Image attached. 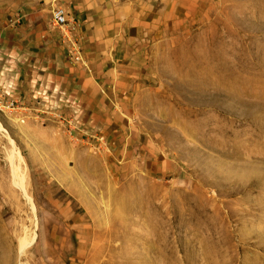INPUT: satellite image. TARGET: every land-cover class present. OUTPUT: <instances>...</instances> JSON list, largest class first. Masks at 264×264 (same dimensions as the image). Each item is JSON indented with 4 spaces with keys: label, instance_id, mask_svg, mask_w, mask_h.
<instances>
[{
    "label": "rangeland",
    "instance_id": "rangeland-1",
    "mask_svg": "<svg viewBox=\"0 0 264 264\" xmlns=\"http://www.w3.org/2000/svg\"><path fill=\"white\" fill-rule=\"evenodd\" d=\"M64 1L0 0V264H264V0H182L78 111Z\"/></svg>",
    "mask_w": 264,
    "mask_h": 264
},
{
    "label": "crops",
    "instance_id": "crops-1",
    "mask_svg": "<svg viewBox=\"0 0 264 264\" xmlns=\"http://www.w3.org/2000/svg\"><path fill=\"white\" fill-rule=\"evenodd\" d=\"M70 20L74 22V37L82 62L76 63L69 53L70 48L61 44L58 36L50 34L49 38L56 47L43 59L42 52L32 53L40 60L28 66L38 65L47 71L51 81L61 80L62 87L69 84L78 85L77 96L70 98V106L78 111L77 101L91 108L101 105H111L117 100L116 90L123 86L128 73L134 70L135 58L141 49V41L147 40V33L156 29L160 17L174 11L175 6L182 0H65ZM52 11V10H51ZM49 34V33H48ZM50 41V40H48ZM47 41V42H48ZM138 53H137V52ZM31 54V53H29ZM64 55L69 57L67 60ZM41 58V59H40ZM64 58V59H63ZM63 59V62H62ZM136 68H138L136 66ZM51 91V89H49ZM64 91H51V97L56 102L64 96ZM61 95V96H60Z\"/></svg>",
    "mask_w": 264,
    "mask_h": 264
},
{
    "label": "built area",
    "instance_id": "built-area-1",
    "mask_svg": "<svg viewBox=\"0 0 264 264\" xmlns=\"http://www.w3.org/2000/svg\"><path fill=\"white\" fill-rule=\"evenodd\" d=\"M51 21L54 28L59 30V32L65 36V43L68 44V47L70 48L69 53L71 54L73 61L76 63L82 62V56L78 47L79 43L73 35V30L75 29L74 22L70 20L69 13L64 5L56 4L53 7L51 11ZM47 90L44 92L45 95L47 94ZM49 94L50 93H48V95ZM11 105L14 107L15 101L11 102Z\"/></svg>",
    "mask_w": 264,
    "mask_h": 264
},
{
    "label": "bare ground",
    "instance_id": "bare-ground-1",
    "mask_svg": "<svg viewBox=\"0 0 264 264\" xmlns=\"http://www.w3.org/2000/svg\"><path fill=\"white\" fill-rule=\"evenodd\" d=\"M25 194V193H24ZM26 196V195H25Z\"/></svg>",
    "mask_w": 264,
    "mask_h": 264
}]
</instances>
